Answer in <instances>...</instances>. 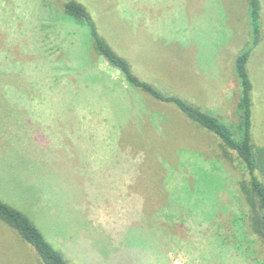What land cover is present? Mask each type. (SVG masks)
<instances>
[{
	"label": "rangeland",
	"instance_id": "obj_1",
	"mask_svg": "<svg viewBox=\"0 0 264 264\" xmlns=\"http://www.w3.org/2000/svg\"><path fill=\"white\" fill-rule=\"evenodd\" d=\"M62 1L0 0V199L69 264H264V241L233 223L242 216L237 179L248 178L234 151L225 162L208 146L220 144L213 133H182L183 114L168 106L158 117L117 69L88 60L86 30L61 16ZM79 1L139 77L237 121L246 0ZM261 1L263 38L248 71L253 143L264 149ZM224 185L228 202L216 198ZM11 250L10 263H27Z\"/></svg>",
	"mask_w": 264,
	"mask_h": 264
},
{
	"label": "trees",
	"instance_id": "obj_2",
	"mask_svg": "<svg viewBox=\"0 0 264 264\" xmlns=\"http://www.w3.org/2000/svg\"><path fill=\"white\" fill-rule=\"evenodd\" d=\"M246 1L251 36L250 42L235 56L233 63V71L239 84L236 102L237 121L235 123H227L220 117L203 111L195 103L186 101L174 94L165 93L153 83L139 77L134 72L129 60L113 46L108 35L100 32L91 11L81 1H62L61 16L76 27L85 28L84 54L88 56L87 59L94 61L101 57L111 67L117 69L125 77L130 88L142 92L148 97L149 103L152 101L157 106L153 110L158 117L163 112L168 111L167 107L170 106L176 114L178 112L183 114L181 116L187 122L179 124L182 133H186L188 129L197 133L200 130L213 133L220 139V144L219 146L212 144L208 146L218 148L219 151L216 149L215 151L222 156L225 162L232 158L229 151H234L248 178L237 179L238 188L235 192H237V198L240 202L242 216L237 217L233 223L237 224L236 231L241 237H247V233L251 232L264 241V182L259 177V175H264V149L255 146L253 143V83L248 71L250 58L263 38L262 1ZM111 26L115 32L114 24ZM166 115L168 116V114ZM161 123H164L163 120ZM156 124L159 126L158 120H156ZM193 139L200 148L202 147L201 144L206 143L198 137ZM228 167L230 172L227 171V174H230L232 171L230 166ZM225 186L222 189L216 187V198H221V202L230 201L228 195L233 193ZM0 225V239L6 240V243L0 244V258H4L5 264H14L10 263L8 259L12 253L4 252L6 249L11 250L6 247L7 241L10 240H15L11 251L21 258L20 263L26 259L27 263L24 262V264H34V257H38L40 264H69L62 251L47 240L29 215L2 199H0ZM4 228L10 232L9 237L3 236L2 230ZM24 243L31 246V252L27 250ZM37 261L36 264H39Z\"/></svg>",
	"mask_w": 264,
	"mask_h": 264
}]
</instances>
